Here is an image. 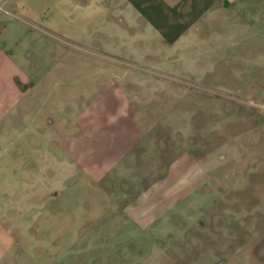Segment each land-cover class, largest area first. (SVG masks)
Returning <instances> with one entry per match:
<instances>
[{
	"label": "rangeland",
	"instance_id": "374dc122",
	"mask_svg": "<svg viewBox=\"0 0 264 264\" xmlns=\"http://www.w3.org/2000/svg\"><path fill=\"white\" fill-rule=\"evenodd\" d=\"M121 2L0 0V264H264V15Z\"/></svg>",
	"mask_w": 264,
	"mask_h": 264
},
{
	"label": "crops",
	"instance_id": "0c3cea01",
	"mask_svg": "<svg viewBox=\"0 0 264 264\" xmlns=\"http://www.w3.org/2000/svg\"><path fill=\"white\" fill-rule=\"evenodd\" d=\"M111 2L113 0H110ZM116 0H114L115 2ZM123 16L126 20L134 21L143 14L153 27L158 28L161 20L168 27L182 23H202L233 19L234 13L247 9L251 18L249 22L264 15V0H121ZM112 8V7H111ZM142 16V15H141ZM234 20V19H233ZM237 20H240L237 19ZM232 21V20H231ZM242 21L245 22L242 18ZM247 22V21H246ZM158 31V30H157ZM177 35L179 33L177 32ZM176 35V36H177ZM174 38V37H173ZM16 73L14 64L0 49V114L6 104L10 102L11 91ZM6 85V88H5Z\"/></svg>",
	"mask_w": 264,
	"mask_h": 264
}]
</instances>
